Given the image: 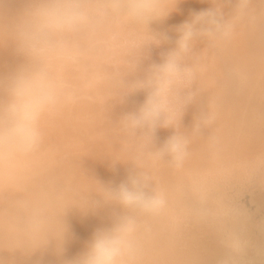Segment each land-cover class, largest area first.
Instances as JSON below:
<instances>
[{
  "label": "bare ground",
  "instance_id": "1",
  "mask_svg": "<svg viewBox=\"0 0 264 264\" xmlns=\"http://www.w3.org/2000/svg\"><path fill=\"white\" fill-rule=\"evenodd\" d=\"M0 264H264V0H0Z\"/></svg>",
  "mask_w": 264,
  "mask_h": 264
},
{
  "label": "rangeland",
  "instance_id": "2",
  "mask_svg": "<svg viewBox=\"0 0 264 264\" xmlns=\"http://www.w3.org/2000/svg\"><path fill=\"white\" fill-rule=\"evenodd\" d=\"M187 237L190 241L192 249H194L195 244L199 245L197 249H194L195 251H198L199 254H201L202 252V255H207L215 252V245L212 239H210V237L203 233L201 230L191 233L186 232L185 238Z\"/></svg>",
  "mask_w": 264,
  "mask_h": 264
}]
</instances>
